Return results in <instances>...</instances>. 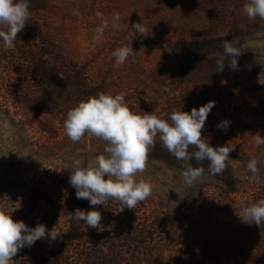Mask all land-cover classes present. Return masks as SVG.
<instances>
[{
	"label": "trees",
	"instance_id": "obj_1",
	"mask_svg": "<svg viewBox=\"0 0 264 264\" xmlns=\"http://www.w3.org/2000/svg\"><path fill=\"white\" fill-rule=\"evenodd\" d=\"M169 1L179 11L170 46L176 58L172 73L178 91L175 110L191 112L215 101L207 120L215 119L216 112L231 114L232 100L242 97L243 108L233 106L234 112L255 116L256 132L264 137V85L258 83L259 75L264 76V20L246 16L243 6L248 0ZM35 31L27 23L17 36L23 34L24 43L16 47L24 51L26 67L39 78L35 80L39 93L31 94L19 81L15 88H9L14 105L23 106L26 114L53 116L67 113L90 96L109 93L106 80L93 84L86 79L85 69L58 54L51 39L37 46L40 35L30 36ZM225 40L241 52L238 68L229 67L226 57L223 71L217 72ZM30 42L35 43L31 52L26 50ZM43 46L47 48L43 50ZM9 53L3 48L0 51L6 67L15 61ZM133 111L152 113L143 108ZM170 114L162 111L158 117L168 118ZM228 130L221 132L219 143L208 137V124L204 126L202 135L211 146L226 145L233 151L222 175L206 173L191 186L183 181L181 162L161 146L157 136L148 159L167 164L174 173L179 186L173 204L147 198L135 209L119 212L120 205L109 200L94 206L102 214L98 229L70 218L77 208L90 211L93 206L86 199L76 198L69 178L50 170L35 172L25 164L14 174L0 171V208L11 213L14 220L23 221L29 228L35 224L57 226L60 219L66 223L58 247L44 250L41 239L37 240L33 246L20 249L13 264H264V227L245 224L238 216L241 204L264 199V145H257L255 137L248 145L232 143L238 133ZM252 158L261 160L259 182L246 167ZM191 163L200 166L201 162L193 158ZM208 163L202 162L205 169Z\"/></svg>",
	"mask_w": 264,
	"mask_h": 264
},
{
	"label": "rangeland",
	"instance_id": "obj_2",
	"mask_svg": "<svg viewBox=\"0 0 264 264\" xmlns=\"http://www.w3.org/2000/svg\"><path fill=\"white\" fill-rule=\"evenodd\" d=\"M177 9L169 0H30L27 23L32 24V31L36 29L30 34L31 37L40 35L37 46L42 47L41 43L45 44L51 39L58 54L73 59L85 69L86 79L93 84L106 80L108 92L113 95L123 93L132 111L143 108L158 116L162 111L169 114L175 109L178 93L172 75L176 58L170 52L173 41L171 32L178 23ZM73 10H77L79 15H73ZM98 11L103 13L109 25L100 39H94L96 29L101 25V20L96 16ZM116 12L120 14L119 28L112 27V15ZM134 23H142L148 30V36L136 35L132 40L136 53L124 65L118 66L111 53L135 35L131 29ZM24 39L23 34L17 37L14 47L10 49L9 56L15 59L12 65L6 67V63L0 60V171L14 174L17 168H23L21 165L25 164L35 172L50 170L60 177L69 178L71 169L94 162L97 155L105 154V142L85 135L74 143L67 137L63 126L67 113L30 115L26 114L23 106L13 104L9 88H15L19 81L24 82V87L31 94L39 93L35 81L39 78H35L26 67L24 51L16 47L19 42L23 44ZM33 44L28 43L29 49L26 50L31 52ZM45 48L43 46V50ZM60 77L65 78L66 75ZM159 84L163 85L162 88ZM129 97L132 99L127 101ZM244 100L242 97L232 100L228 111L231 114L216 112L215 119L206 120L209 138L222 142L221 132L225 130L217 125L229 120L226 131L233 129L230 132L238 133L235 140L232 138V143L235 141V144L244 146L254 139L257 118L239 112L237 115L232 108H243ZM4 120L10 124L8 130L3 128ZM136 179H144L152 184V194L148 198L154 202L161 200L168 205L173 204L172 197L179 183L167 164L147 159L145 171L138 174ZM46 229L49 232L53 230L57 237L55 241L41 239L44 250L58 247L66 223L60 219L57 226H46Z\"/></svg>",
	"mask_w": 264,
	"mask_h": 264
},
{
	"label": "clouds",
	"instance_id": "obj_3",
	"mask_svg": "<svg viewBox=\"0 0 264 264\" xmlns=\"http://www.w3.org/2000/svg\"><path fill=\"white\" fill-rule=\"evenodd\" d=\"M243 11L249 19L259 17L264 20V0H248ZM72 14L79 15L77 10H73ZM96 16L101 20V25L96 29L94 39H100L109 21L99 11ZM29 18L30 0H0V41L4 51L14 47L18 33L25 28ZM119 21L120 14L113 13L112 27L119 28ZM131 29L135 35L111 53L118 66L124 65L136 53L132 47L134 37L148 36V30L142 23H134ZM240 53L232 42L225 40L223 58L217 61L216 71H223L226 57L229 58V67L237 69ZM258 83L264 85V76L261 74ZM215 103L209 101L198 109L192 108L191 112L174 109L168 118H164L154 112L140 114L132 111L123 93L113 95L100 92L79 101L67 111L63 121L65 133L74 143L85 135L104 141L105 154L97 155L94 162L71 169L69 181L76 190V198L88 200L93 210L77 208L74 213H70V218L83 221L87 228L98 229L101 227L102 214L94 210V206L105 205L112 200L120 205L119 212H122L125 208L135 209L138 203L146 200L152 194V184L144 179L137 180L136 177L145 171L149 152L155 148L157 136L161 146L181 162V174L186 185H193L206 173L211 176L222 175L233 149L226 145L213 147L202 135ZM229 125V120H223L217 127L226 131ZM3 128H10L7 120H4ZM255 143L264 145V137L257 133ZM190 148L194 151H189ZM193 158L201 162L200 166H193ZM205 160L209 162L207 169L202 164ZM260 163V159L252 158L246 165L257 182L260 181ZM238 216L245 224L255 223L258 227H264V199L251 205L241 204ZM56 237L53 230L47 231L45 225L29 228L23 221L14 220L11 213L0 208V264H13V257L20 249L31 247L37 240L44 238L55 241Z\"/></svg>",
	"mask_w": 264,
	"mask_h": 264
}]
</instances>
